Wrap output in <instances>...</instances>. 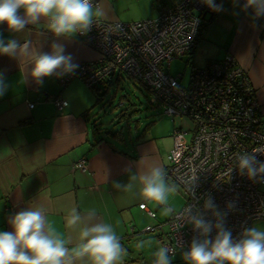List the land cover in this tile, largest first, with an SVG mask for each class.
I'll list each match as a JSON object with an SVG mask.
<instances>
[{"label":"crops","instance_id":"0c3cea01","mask_svg":"<svg viewBox=\"0 0 264 264\" xmlns=\"http://www.w3.org/2000/svg\"><path fill=\"white\" fill-rule=\"evenodd\" d=\"M176 1L97 0L93 9L103 11L98 18L134 22L155 18L159 4L172 5ZM220 5L222 10L206 18L189 58L205 51L207 59L197 65L201 66L226 54L233 55L248 72L264 114V22L238 0H220ZM20 14L23 15L22 9ZM0 38L5 42L15 39L21 44L29 40L44 53H51L52 44L58 43L75 64L98 57V52L77 35L55 37L48 31L46 20L29 24L22 32H12L6 24H0ZM31 68L28 61L0 55V75L6 85L0 96V231H13L10 220L16 213L39 207L45 210L48 223L69 250L81 243L80 232L85 226L105 223L112 226L126 250L118 264H153V254L162 246L159 229L145 231L149 226L146 224L138 230L137 212L148 214L151 209L139 195L140 184L130 181V177L152 166L164 168L173 138L152 135L150 125L135 137L134 145L127 151L119 148L126 146L125 135L124 140L107 137L95 143L94 90L79 78L62 85L58 78L61 70L38 83L30 75ZM51 96H60L67 106L57 109ZM78 161H84L85 168L74 167ZM117 182L132 183L133 190L115 188ZM140 204H145V208H140ZM161 206L170 207L168 201ZM73 208L83 219L69 225L67 217ZM89 213L95 215L89 218ZM141 242L143 247H137ZM183 253L179 251L171 257L172 264H187ZM74 264L91 261L84 257L74 259Z\"/></svg>","mask_w":264,"mask_h":264},{"label":"built area","instance_id":"2783aa9c","mask_svg":"<svg viewBox=\"0 0 264 264\" xmlns=\"http://www.w3.org/2000/svg\"><path fill=\"white\" fill-rule=\"evenodd\" d=\"M244 7L246 0H238ZM220 5V0H214ZM97 5V0H92ZM255 12L252 7L246 8ZM213 11L203 0H178L172 5H158V15L134 22L94 18L91 30L76 34L98 52L95 60L80 62L71 74L59 75L67 84L79 78L89 88L107 79L129 76L151 94L163 113L186 119L173 130V148L164 166L166 181L178 184L185 203L157 226L160 243L172 249L171 257L189 250L193 239H214L221 224L230 230L234 241L255 221H264V176L249 179L237 166V157L254 153L264 162V114L248 72L237 59L226 54L221 59L191 66L187 80L183 74H170L172 60L189 56L198 42L201 25ZM264 22V15L259 16ZM59 110L67 106L60 96H51ZM122 103V102H120ZM29 103V107H33ZM85 168L84 161L74 164ZM196 176L192 186L191 178ZM213 209L204 208L207 198ZM190 206L193 215L212 225L209 237L200 235L182 213ZM145 208V204H140ZM149 216L155 212L147 210ZM219 213V215H216Z\"/></svg>","mask_w":264,"mask_h":264},{"label":"clouds","instance_id":"9594fccd","mask_svg":"<svg viewBox=\"0 0 264 264\" xmlns=\"http://www.w3.org/2000/svg\"><path fill=\"white\" fill-rule=\"evenodd\" d=\"M213 11L222 10L214 0H203ZM252 7L257 16L264 15V0H246L245 8ZM23 10V15L20 10ZM103 15L100 8L93 9L92 0H0V24H6L12 32H22L29 24L38 25L47 21V28L55 37H72L86 34L94 24V17ZM51 53L37 51L32 42L20 43L15 39L4 41L0 38V55L19 58L32 64L31 77L38 83L43 78L57 74H71L78 65L72 62L71 55H65V49L53 43ZM6 85L0 75V96L4 95ZM249 179L264 176V162H258L254 153L238 155L237 166ZM196 176L191 178L193 186ZM130 181L140 184L139 195L159 205H166L170 194L176 192V186L166 181V170L159 165L130 177ZM115 188L131 192L133 184H114ZM214 201L209 197L204 208L213 209ZM165 207V214L171 213ZM190 206L181 215L203 237H209L212 225L193 215ZM95 213H89L92 218ZM219 215V213H216ZM83 217L73 208L68 213L69 225H76ZM13 231H0V264H74V259L88 257L91 264H118L126 254L119 237L109 224L95 223L85 226L80 232L81 243L69 250L65 240L61 239L48 223L45 210L30 208L16 213L10 220ZM218 231L214 239H193L188 251L183 253L187 264H264V230L257 227L245 229L242 238L234 241L230 230L221 224L215 226ZM143 247V242L137 245ZM71 251V255H69ZM172 249L161 246L153 254V264H172Z\"/></svg>","mask_w":264,"mask_h":264},{"label":"rangeland","instance_id":"374dc122","mask_svg":"<svg viewBox=\"0 0 264 264\" xmlns=\"http://www.w3.org/2000/svg\"><path fill=\"white\" fill-rule=\"evenodd\" d=\"M164 1L168 2L171 0H156L158 3H164ZM205 59H207L205 51H200L193 54L190 58L189 56H184L181 59L172 60L168 65V70L172 75H176L178 73L183 74L184 80L186 81L191 72V66L200 65L204 63ZM98 88L100 92H102L104 100L100 102L98 106H96L95 110L93 111L92 118L95 122L100 123V125H97L98 128L102 127L110 130L122 128L126 139V146L124 145L125 147H119L122 148V150L127 151L128 149H131V147L134 145L135 137L138 136V134L148 123H151L153 126L151 129L152 135H164L170 139H172L174 128H176L179 124L183 123L185 128L190 126V123L186 119L182 120L180 118H172L163 113L159 103L153 101L151 94L144 87L140 85H134L129 80L127 81L125 77L123 80H121L119 89H117L116 85H114L112 89L106 93L102 84H99ZM122 95H125L128 102L133 104V107L138 110L137 113L133 114L132 117L128 119V126L127 123H118L115 125L112 121L116 113L122 109L121 106H118V100ZM116 106H118V108ZM136 121L139 123L137 124ZM165 141L166 139H164L162 143ZM167 183L176 186V192L173 193V196L168 200V205L174 211H178L185 203L184 191L178 184H172L168 181ZM261 189L264 190V187H261ZM146 203H148V207L151 210L157 213V217H150L142 210L138 211L137 215L140 214L138 230H141V227L146 224L150 226H156L159 224V222H162L164 219H166L170 214L169 213L166 215L164 212L165 206H161L155 201L146 200ZM251 227H257L258 229L264 230V221H255L251 224L250 228Z\"/></svg>","mask_w":264,"mask_h":264},{"label":"trees","instance_id":"16d2710c","mask_svg":"<svg viewBox=\"0 0 264 264\" xmlns=\"http://www.w3.org/2000/svg\"><path fill=\"white\" fill-rule=\"evenodd\" d=\"M204 24L205 23H203L201 25V27H200V31H199V34H198V40H199L200 32H201ZM192 50H191V52H192ZM191 52H190V54H191ZM124 77L127 79V81L129 80L134 85H139L137 82H135L129 76L123 75V76H120V77L110 78V79L105 80L104 82H101V84L103 85L104 91L106 93H108L112 89V87L114 85H116V87L118 89V87H120L121 80H123ZM98 86L92 88L94 90V92H95V98H96L93 108L98 106L99 103L103 101V97H104V96H102L103 94H102V92H100ZM120 102H122V103L120 104ZM118 106H121L122 109L119 110L118 113H116V115L113 117L114 118L112 120L113 124L116 125L118 123L119 124L120 123H127V126H128V119L131 118L133 114L137 113L138 110L133 107V104L128 102L127 97L125 95H122L119 98ZM118 106H116V107L118 108ZM116 107H115V109H116ZM136 123L138 124L139 122L136 121ZM97 125H100V123H97V122L94 121V133H95V137H96L95 138V143H98V142H100L102 140H105V138H107V137H114V138L115 137L116 138L119 137L120 139L124 140V134H123L122 128L121 129H116V130H112V129L110 130V129H105V128H102V127L98 128ZM150 125H151V123L146 124V126L143 129V132L145 130H147Z\"/></svg>","mask_w":264,"mask_h":264},{"label":"water","instance_id":"95a60500","mask_svg":"<svg viewBox=\"0 0 264 264\" xmlns=\"http://www.w3.org/2000/svg\"><path fill=\"white\" fill-rule=\"evenodd\" d=\"M212 15L209 16V18L211 17Z\"/></svg>","mask_w":264,"mask_h":264}]
</instances>
